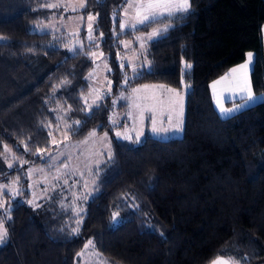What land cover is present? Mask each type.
Listing matches in <instances>:
<instances>
[{"label":"trees","instance_id":"16d2710c","mask_svg":"<svg viewBox=\"0 0 264 264\" xmlns=\"http://www.w3.org/2000/svg\"><path fill=\"white\" fill-rule=\"evenodd\" d=\"M127 1L86 0L71 14L93 17L94 38L71 45L63 28L39 29L53 0H0V157L11 162L0 183L66 141L111 134L126 108L115 100L135 87L187 89L181 137L111 138L96 181L65 208H33L28 192L7 202L0 264H75L90 241L107 264H264V0H189L121 32ZM95 49L111 88L90 102ZM248 52L263 101L221 118L209 85Z\"/></svg>","mask_w":264,"mask_h":264},{"label":"rangeland","instance_id":"374dc122","mask_svg":"<svg viewBox=\"0 0 264 264\" xmlns=\"http://www.w3.org/2000/svg\"><path fill=\"white\" fill-rule=\"evenodd\" d=\"M86 0H53L50 4V19L47 23L40 26V31H54L63 28L66 34L71 38V45L75 43L84 44L86 37L93 36V28L90 25L89 17L80 14H71L73 11L81 10L85 5ZM127 1V0H126ZM149 0H128L122 8L121 15L124 28L128 29L130 23L136 26L140 23L141 17L137 15L138 11H142L139 6L147 4ZM173 7L171 8V15L169 9L160 8L156 10V15L147 13L150 19L144 21L150 22L164 17L176 16L180 13L186 12L178 10L176 5L183 3V0H168ZM67 15V17H66ZM162 27H158L161 31ZM158 29L148 32L147 36L144 34L142 39L149 42L157 38ZM120 32V33H121ZM142 37V36H141ZM94 38V37H92ZM141 50V49H140ZM93 61L95 67L93 74L89 77L93 95L90 96L89 101L95 102L101 96L110 93L111 81L109 78L110 69L106 63V56L102 54L99 49L93 50ZM92 77V78H91ZM233 84V81L229 82ZM151 86V84H149ZM249 86L251 87L250 74ZM152 87V86H151ZM151 90H144L142 87L134 88L127 95H121L115 103H125L126 108L115 110L111 113L110 122L115 127L111 134H96L94 132L87 135L80 141H66L57 146L55 150L50 153L43 154L44 161L37 165H28L22 171L15 173V177L10 178L6 183H0V212L5 211L8 203L14 198L23 195L22 192H28L30 205L33 208H65V203L70 197L77 198L80 195L81 199L85 196L89 186L94 184L99 174V167L110 157L111 138L117 140H132L136 143L140 142L149 134L159 140H168L171 138H179L182 136V130L177 132L169 124L168 117L172 116V124H175L177 114L180 111L182 104V121L185 113V93L186 88L181 90L173 89L162 84L153 86ZM162 87V88H155ZM164 89V90H161ZM171 89L172 91H169ZM252 90V87H251ZM253 91V90H252ZM179 93V96H177ZM254 93V92H253ZM90 94V92H89ZM236 94V95H235ZM235 94H228L232 98H241L236 90ZM244 94V93H243ZM243 96V95H242ZM224 97L219 98L218 107L228 109H238L230 114H235L241 110L240 104L246 103L245 100L232 102H223ZM233 100V99H229ZM179 101L180 103H174ZM247 104V103H246ZM220 116H224L219 112ZM153 119L155 126L160 129L159 132H153ZM183 126V123H182ZM94 133V134H93ZM119 133L120 135H117ZM10 160L0 157V171H7L6 166L10 164ZM25 181L26 188L20 185V182ZM71 200V199H70ZM73 201V200H71ZM74 202V201H73ZM82 200H80V203ZM5 229L3 222L0 223ZM92 242V241H90ZM224 260H231L223 258ZM233 264H236L231 260ZM75 264H107L100 256V253L94 248L93 244L87 243L84 249L79 253ZM213 264V262L211 263Z\"/></svg>","mask_w":264,"mask_h":264},{"label":"crops","instance_id":"0c3cea01","mask_svg":"<svg viewBox=\"0 0 264 264\" xmlns=\"http://www.w3.org/2000/svg\"><path fill=\"white\" fill-rule=\"evenodd\" d=\"M130 23H133V21H131ZM262 37H263V55H264V25L262 26ZM249 53H252V52L246 53L245 59L242 63L230 68L223 76L212 81L209 85L211 97L213 100V105H214V108L217 111L219 116H220V114H219L220 107H218V104H219V98L220 97H224L223 99H226V98L228 99L227 101L223 100V102L220 103L221 105H223V103H226V102H229L230 104H232V102L245 100V97L247 96V92L246 91L241 92L240 88H243L245 86V84H244L245 80L248 82V85H249V74H250L252 66H253L254 54L252 53L253 54V60L248 65L247 69L241 68V65H245L248 63V54ZM233 69H237V71L234 72ZM217 81H220V83H216ZM231 81H233V84L229 83ZM214 84H215V88H213ZM151 86L148 84V85L137 86L135 88L142 87L144 90H151L154 88L153 86H157V84H151ZM155 88H162V87H155ZM250 89H251V87H250ZM161 90H164V89H161ZM236 90L238 91L239 97H241V98H232V97L228 96V94H235ZM251 92H252L253 96L256 97V99L252 102H248L247 104L242 103L243 102L242 101L240 106L243 105L244 108H241V110H244V109H246V108H248L254 104H257V103L263 101V95L254 94L252 90H251ZM229 99H233V100H229ZM232 115H234V114H232ZM232 115L229 114V115H224V116H220V117L221 118H228Z\"/></svg>","mask_w":264,"mask_h":264},{"label":"snow or ice","instance_id":"6c2138e0","mask_svg":"<svg viewBox=\"0 0 264 264\" xmlns=\"http://www.w3.org/2000/svg\"><path fill=\"white\" fill-rule=\"evenodd\" d=\"M173 7V5L168 2V0H149V2L147 4H142L139 6V8L142 11H138L137 15L141 17L140 19V23H143L144 21L150 19V16L147 14L149 12L152 13V16L156 15V10L160 9V8H167L169 9V15H171V8ZM176 7L178 8V10H183L186 11L189 7H190V3L189 0H183V3L180 5H176ZM89 19H93V17H89ZM121 28H124V25L121 24L120 25ZM253 60V54L249 53L248 54V63L245 65H241V68L243 69H247L248 65L252 62ZM190 67V65H189ZM233 71H237V69H233ZM226 79V78H225ZM216 83H220V81H217ZM245 86L243 88H240L241 92H247V96L245 97V101L246 103L248 102H252L256 99V97L253 96L250 86L248 85V82L245 80L244 82ZM213 88H215V84L213 85ZM169 91H172L171 89H169ZM177 96H179V93H177ZM227 99V98H226ZM174 103H180L179 101H175ZM241 107H243V105H241ZM238 109H228L225 110L223 107H220V112L222 115H229L231 112H235ZM182 116V104L180 106V111L177 114V119L175 124H172V116L168 117V122L169 124L174 128L175 131L179 132L182 130V119L180 118ZM153 123V128L152 131L153 132H159L160 129L158 127L155 126V120L153 119L152 121ZM94 134V133H93ZM117 135H120L119 133H117ZM5 151H7V149H5ZM9 167H11V165H9ZM115 216V214H114ZM118 223V222H117ZM7 236V230L3 229V226L0 225V243H2L4 241V238ZM91 242H89L90 244ZM213 264H233V262L231 260H224L223 258H217V260H215L213 262Z\"/></svg>","mask_w":264,"mask_h":264}]
</instances>
